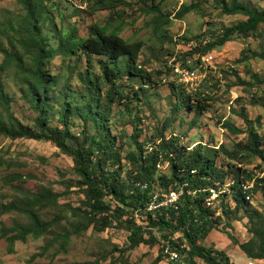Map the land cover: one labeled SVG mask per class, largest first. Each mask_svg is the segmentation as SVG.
I'll return each mask as SVG.
<instances>
[{
	"label": "rangeland",
	"instance_id": "1",
	"mask_svg": "<svg viewBox=\"0 0 264 264\" xmlns=\"http://www.w3.org/2000/svg\"><path fill=\"white\" fill-rule=\"evenodd\" d=\"M126 1L131 4L130 7L121 4L117 8L124 18L121 37L124 40L143 43L136 72L138 76L119 79V83L124 84L125 92L129 93L132 99L128 108L123 104L114 105L112 118L106 130H102L111 137H117L116 148L121 159L122 176H125L129 168L125 157L129 153L137 152L136 144L130 138L137 123L141 129L139 142L146 150L150 144L155 146V133L162 129L167 119H170V127L165 131L166 137L177 136L180 138V144L189 147V150L197 144H202L208 148L224 146L232 151L235 144L240 142L245 144L248 140L247 134H234L223 126L227 121L245 131L248 125L240 117L241 112L246 113L254 129L264 136V94L261 92L264 85L262 87L256 85V80H264V61L251 59L238 63V59L245 54L264 52V25L260 27L262 34L238 38L222 47H215L207 54V59H201L198 64L195 59L184 56V53L197 44H204L210 35L220 28L236 25L246 18L241 15H224L206 0H166L158 4L163 14L170 15V23H164L159 33H156L153 23L155 16L144 15L138 3L133 0ZM50 2L55 4V8H50L52 16L42 25L41 30L54 47L58 45V34L63 31L68 32L76 27L80 36L87 37L91 27L96 24L105 26L108 23L110 12L95 9L94 0ZM191 3L197 4L196 10L186 14L181 20L173 18L181 5ZM240 3L251 9L264 10V0H240ZM24 13L25 10L19 0H0V22L11 25L14 33L18 31V24ZM0 44L5 48L10 46L4 37L0 38ZM17 50L19 51L18 48ZM3 58L4 54L0 51V63ZM91 58L90 63L87 56L69 58L63 63L62 58L58 57L51 63L50 71L57 77L58 83L47 101L52 107L48 115L50 126L60 127L58 118L61 90L65 87L71 99L83 92V86L79 81L80 73L90 70L96 75L101 74L102 64L106 58L98 55ZM174 58L181 62L185 60L186 67L195 70V73L201 76L195 90H185L192 98L201 94L208 98L205 100L206 110L201 115L196 116L194 109L184 107L179 110L174 107L176 99L170 93V85L180 87L171 69ZM25 63L27 66L30 65L28 58H25ZM141 75L151 80L144 84ZM0 76L5 90L11 96L13 114L34 131L37 113L30 107L25 79L15 66H10L6 70L0 69ZM242 81L250 82L256 87L245 86ZM134 91L138 93V98L133 97ZM191 104L193 107L196 106V102ZM70 126L75 136L72 139L74 146L76 142H82L84 139L83 122L74 114L70 118ZM98 126V121L91 120L87 133L98 135ZM147 152L151 151L148 149ZM0 155L5 160V164L0 165V204L22 196L21 191L38 193L43 189H49L55 194H60L59 206L43 210L44 220H51L59 211L70 216L73 208L81 206L83 195L77 187L80 178L74 172V162L72 158L62 154L52 142L11 140L0 136ZM236 164L224 153L217 159L219 168L228 169ZM239 167L252 171L256 178H264V164L257 158H252ZM18 174L23 175L25 180L17 182L9 180L10 176ZM162 175H170V165L166 164L162 169H158L156 177ZM230 178L231 175L227 178L228 182L231 181ZM233 193L232 186L230 192L223 194L221 202L214 210L212 209L215 212L212 216L215 229L207 239L200 240L199 244L224 252L233 264L250 262L264 264L263 260L249 258L241 248L242 244L254 241L251 246L254 251L259 250L260 242L256 230H264V182L248 194L247 203L237 212L236 218L226 214L230 211L232 215L235 211ZM136 218L140 226H149L148 216L137 215ZM76 221L68 219L44 236L39 238L30 236L27 241L16 242L13 246L6 239L0 238V264H168L164 239L155 228H149L147 233L148 236L151 233L157 236L159 241L154 246L141 245L134 250H127L129 232L109 228L98 233L90 228L80 235H72L70 242L60 248L61 242L58 237L66 232H72ZM26 222L25 218L17 214L4 215L0 217V231L16 223ZM85 224L86 222L82 221L80 226ZM181 236L183 234H176L174 239ZM53 240L54 245L43 253V247ZM188 249L184 244L178 250L182 260L187 264L189 257L183 250ZM197 262L204 264L200 259H197Z\"/></svg>",
	"mask_w": 264,
	"mask_h": 264
},
{
	"label": "trees",
	"instance_id": "2",
	"mask_svg": "<svg viewBox=\"0 0 264 264\" xmlns=\"http://www.w3.org/2000/svg\"><path fill=\"white\" fill-rule=\"evenodd\" d=\"M140 5L144 15H154V29L159 33L161 26L170 23V15H165L159 9L160 2L166 0H133ZM216 6L224 15H241L246 19L230 27H222L204 43L197 44L184 56L195 59L200 64L201 57L207 55L215 47H222L226 43L238 38H250L262 34L260 27L264 25V10L248 8L240 3V0H206ZM25 10L18 24V31L13 32V27L8 23L0 22V38L4 37L10 46L2 47L4 54L0 69L6 70L15 66L25 79V87L31 109L37 113L33 131L16 117L11 109V96L5 90L0 76V136L16 139H30L35 141L52 142L62 154L72 158L74 172L80 178L77 184L80 194L83 195L81 206L73 208L70 216L59 211L51 220L42 218V211L47 208L59 206L60 194H55L49 189H43L38 193L21 191L20 195L8 203L0 204V217L9 214H17L27 220L26 223H16L12 227L3 228L0 238L6 239L11 246L16 242H25L28 237L39 238L57 228L68 219L76 221L72 232H66L58 237L60 248L70 242L72 235H80L90 228L102 233L109 228H118L129 232V246L127 250H134L141 245L154 246L159 240L155 234L147 233L149 228H155L164 240H169L178 250L186 244V253L189 264H199L200 259L204 264H233L229 257L222 251L207 248L199 244L205 240L215 229L212 216L215 208L205 206V200L209 192L197 193L195 196L186 194L178 210L164 209L156 217L147 213L146 208L153 192L160 190L170 191L175 184L188 183L192 190L209 189L217 184H224L229 175L234 182L232 195L235 203V211H228L230 217L236 218L237 212L247 203L248 194L252 193L264 178H256L255 174L239 165H243L252 158H257L264 164V136L260 135L251 124L246 113L239 115L244 119L248 128L244 131L230 122L225 121L223 126L234 134H247L245 144L234 145L232 151L224 146L208 148L197 144L191 150L180 144V138L170 136L167 138L165 131L170 127V119L165 120L161 130L155 133V143L159 142L158 149L148 153L139 142L141 129L137 123L133 134L130 136L136 144L137 152L129 153L125 160L129 166L125 176L121 173V159L116 148L117 137L110 136L106 130L108 122L112 118L113 107L123 104L129 107L132 97L125 92L124 84L119 83L122 77L138 76L137 67L143 43L141 41L124 40L121 37L123 31V14L117 10L119 5L131 6L126 0H94L95 9L109 11L110 16L105 26L99 24L91 27L87 37L80 36L78 29L74 27L68 32L58 34V45L50 44L48 38L42 34V25L50 19L51 7L55 4L50 0H19ZM196 3L181 5L174 13L175 20H181L186 14L196 10ZM19 32V34H18ZM170 41L172 39L170 38ZM11 47V48H10ZM19 49V51L17 50ZM106 58L102 64L100 75L87 70L79 74V81L83 86V92L74 95L71 99L65 91L61 90L59 110L60 127L49 124L48 115L52 109L47 101L58 83V79L50 71V65L58 57L65 63L67 59L76 56H87L91 62L92 56ZM25 58L30 65L27 66ZM251 59L264 61V52H251L238 59V63ZM184 62L174 58L173 65ZM173 70V67L171 68ZM144 84L151 79L141 75ZM240 79V78H239ZM70 81V80H69ZM248 87L250 82H241ZM256 85L262 87L264 80H256ZM105 87V88H104ZM182 84L180 87L170 85V93L175 97L174 107L182 109H194L196 116L203 114L207 104L204 94L192 98L185 92ZM264 94V89L261 90ZM133 97L138 98L134 91ZM191 102H196L193 107ZM76 114L83 122L84 139L72 145L70 118ZM98 121V135L87 133L90 121ZM224 153L231 161L237 164L228 169L219 168L217 159ZM163 163L170 165V175L156 177L157 165ZM5 164L4 157L0 155V165ZM116 167H118L116 169ZM12 182L23 181V175H12ZM253 184V187L244 190L243 184ZM213 209V210H212ZM148 216L149 226H140L136 216ZM85 221L84 226L80 223ZM258 251L251 246L254 241L241 245L243 252L257 261H264V230L259 229ZM183 234L181 238L174 239L176 234ZM55 241H51L43 247V253L47 252ZM186 251V252H185ZM36 257V256H33Z\"/></svg>",
	"mask_w": 264,
	"mask_h": 264
},
{
	"label": "built area",
	"instance_id": "3",
	"mask_svg": "<svg viewBox=\"0 0 264 264\" xmlns=\"http://www.w3.org/2000/svg\"><path fill=\"white\" fill-rule=\"evenodd\" d=\"M207 55L201 57L202 60L207 59ZM173 72L178 79L179 83L183 85V87L190 91L195 90L198 85V79L201 78L200 75L195 73V70L182 66L180 64L172 65ZM159 142H156L155 146L151 144L146 148L151 152L153 150L158 149ZM165 167L163 163H159L157 165L158 169H162ZM234 185V182L227 181L224 184H217L216 187H211L209 189H201V190H192L189 188L188 183L175 184L174 188H171L170 191L160 190L158 192H153L151 194L150 200L147 204V213H152L157 215L161 213L164 209H174L178 210L181 206L182 200L186 194L195 196L197 193L209 192V197L205 200V206L209 208H215L222 199V195L230 192V188ZM253 186L250 184H243V189L248 190ZM165 247V256L167 257L168 264H187L182 258L181 254L176 247L172 245L169 240H164ZM249 264H253L250 262Z\"/></svg>",
	"mask_w": 264,
	"mask_h": 264
}]
</instances>
